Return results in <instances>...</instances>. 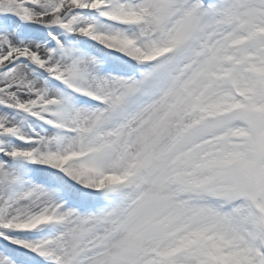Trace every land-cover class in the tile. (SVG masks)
Returning <instances> with one entry per match:
<instances>
[{"label":"snow or ice","instance_id":"obj_1","mask_svg":"<svg viewBox=\"0 0 264 264\" xmlns=\"http://www.w3.org/2000/svg\"><path fill=\"white\" fill-rule=\"evenodd\" d=\"M0 264H264V0H0Z\"/></svg>","mask_w":264,"mask_h":264}]
</instances>
